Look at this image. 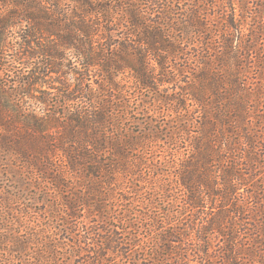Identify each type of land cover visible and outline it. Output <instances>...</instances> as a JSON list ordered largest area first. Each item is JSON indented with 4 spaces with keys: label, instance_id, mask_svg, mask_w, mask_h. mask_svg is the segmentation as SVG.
<instances>
[{
    "label": "trees",
    "instance_id": "trees-1",
    "mask_svg": "<svg viewBox=\"0 0 264 264\" xmlns=\"http://www.w3.org/2000/svg\"><path fill=\"white\" fill-rule=\"evenodd\" d=\"M216 1L0 0V68L11 71L0 74V92L44 108L37 117L0 98V147L35 171L42 160L56 170L61 167L65 181L52 169L46 172L48 184L59 193L62 211L49 206L56 214L77 217L73 212L80 208L99 212L97 206L115 174L133 175L146 164L113 131L119 128L118 115L105 94L113 97L121 91L119 76L132 75L142 93H158L164 84L173 89L174 94L160 96V101L171 113L165 143L180 142L178 148L184 149L176 185L186 192L190 209L207 203L213 207L195 221L185 208L150 214L146 228L159 242L151 244L156 255L145 264H209L201 257L210 254L209 248L201 245L211 247L213 241L216 259L211 264H248L249 259L241 262V248L251 241L237 245V239L251 229L255 239L263 236L264 184L256 183L264 178V49L259 44L264 34L245 18L252 10L248 3L239 5L236 14L231 0L229 11L223 3L224 9L216 11ZM12 29L23 34L18 35L19 49L10 50L5 43L6 30ZM106 33L124 37L101 41ZM38 85L45 91H38ZM150 140L156 144L155 137ZM162 185L163 193L155 195L169 197L168 183ZM19 186L21 190L23 184ZM47 216L49 224L61 219L55 213ZM34 236L37 233L17 236L14 252L30 250ZM88 236L84 242L89 253L101 258L100 251L107 250L130 263L126 256L135 245L130 249L120 232L103 229ZM46 244L35 253L53 255L57 247L48 249ZM34 264H48V256Z\"/></svg>",
    "mask_w": 264,
    "mask_h": 264
},
{
    "label": "rangeland",
    "instance_id": "rangeland-1",
    "mask_svg": "<svg viewBox=\"0 0 264 264\" xmlns=\"http://www.w3.org/2000/svg\"><path fill=\"white\" fill-rule=\"evenodd\" d=\"M229 2L234 4L236 11L239 9V5L248 3L249 9L252 10L244 15L245 18L248 23H254L252 28H256L258 31L262 29L261 32L264 34V0H231ZM221 3L226 6L227 11L230 10L228 0H218L215 3L218 5L216 11L224 9ZM236 14H239V11ZM114 34L106 33L108 36L102 38L101 41H105L104 39L107 42L110 39L113 42L120 41L124 37ZM18 35L23 34L18 33L15 29L6 30L5 43L10 50L19 49V44L22 40L18 38ZM254 35H256L255 32ZM261 38L259 44L263 45L261 48L264 49V35ZM130 39L136 41L138 38L130 37ZM7 68L8 66H2L0 74H11V71L6 72ZM155 71H158V69ZM119 79L121 91L116 90L113 97L105 94L111 109H114L112 113L118 115L115 121L119 123V128L115 127L113 131L116 134L117 130L120 138H124L123 145L125 144L129 151L133 147L131 153L136 156L135 158L142 159L143 163L146 164H142L139 168L137 166V172L133 170V175L126 174L125 177V175L115 174L116 178L112 181L110 180L111 176L108 175L106 181H111V185L106 188L105 196L100 200V206H97L99 212L80 208L73 212V215L77 217H68L61 213L56 214L54 210L49 208L50 204H55L58 208L57 210L62 211L61 203L58 200V190L53 187L54 185L48 184L49 174L46 173L48 170L51 172L52 169L54 171L53 174H57L60 181H65L67 177L63 175L61 167L56 170L55 167H49L44 160L38 161L36 163L40 166L38 171H41V173H39L33 170L28 162L21 161L15 154L6 151L4 147H0V264H16L20 260L34 264L36 260L44 259L47 256L48 264H87L89 262L92 263L94 259L101 260L98 264H108V262L114 261L117 264H125L124 260L119 258V255H112L107 250L100 251L99 254L102 259L100 256L88 252L84 237H87L88 233L92 234L95 230L102 232L103 229L115 230L118 234L120 232L123 242L130 243L129 248L131 245H135L132 248L133 250L130 251L131 254L128 253V256H126L130 260V263L126 262V264H145L149 257L156 255V252L151 249V244L159 242L158 235L149 232L146 228V218L150 214L159 216L165 212L179 211L185 208L187 215L195 221L213 207L210 203H207L199 210L190 209L185 205L186 192L179 189L176 185V180L178 179L175 175L177 167L179 168V155L183 156L184 149L178 148L180 142L173 143V146H168L165 143L171 133L168 126H165L168 122L170 123L171 113L166 112L165 103L160 101V96L165 98V95L174 94L173 89L158 82L162 85L158 87L160 92L150 91L142 93L141 90L136 89L137 86H135L132 75L125 72L119 76ZM261 82L264 83L263 81ZM257 86L259 87L260 85L257 84ZM38 91H45V87L38 85ZM10 93L8 92L5 95L0 92V98L7 101L13 109L19 108L25 114L34 112L37 117L43 116L44 108L41 104L12 96ZM116 106L118 107L116 108ZM107 108L109 109V107ZM188 109L195 110V107L189 105ZM149 137H155L156 144L152 143L151 140L148 141ZM261 153L263 152L257 151L256 154L259 155ZM139 155L145 157H140ZM262 175L256 174L260 178ZM254 176L255 174H252L251 177ZM74 177L75 175H73ZM147 181L155 182V184L151 187ZM164 181L166 184L168 183V190H171L172 193L169 197L158 198L161 195L155 194L163 193L164 184L162 185V182ZM19 182L23 184L21 190L19 189ZM69 182L71 183L70 179ZM250 182V185H252L254 180L251 179ZM262 183L264 184V178L257 181L256 185ZM62 185L64 186H60V188H65L66 184ZM24 187L27 190H24ZM79 189L77 188V190ZM246 190L248 188L244 189V192ZM251 190L252 188L249 189L250 192ZM48 212L55 213V217H58V215L61 217V219L59 217L60 220L50 223L53 226L49 227ZM101 216L107 219L106 222H101ZM253 219L254 216L252 217ZM180 230L182 231V229ZM262 230L263 236H256V239L252 229L250 233L248 232L249 236L246 235V237L237 239V245L251 241L249 246L241 248L243 259H245L241 262L249 259V261L247 260L248 264H261L262 261L259 258L264 261V255H262L264 252V227ZM237 231L235 229V233ZM34 233H37L38 236L33 237L30 250L24 253H15L13 249L15 238L17 236L28 237V235ZM75 236L77 237L75 238ZM196 239H198V236ZM259 242H263V246H260ZM215 243L217 241L209 243L211 247L201 245V249L208 247L210 254H203V256L199 255L197 257L201 256L211 264L216 259L212 250L213 247H216ZM44 244H46L44 247H48V249L55 245L57 247L55 248L56 252L53 255H38V253H35L41 247L40 245ZM164 253L166 254V252ZM19 258L21 259L18 261ZM189 259L193 258L190 257ZM52 260H54V263ZM144 260L145 262H143ZM192 264L194 263L192 262Z\"/></svg>",
    "mask_w": 264,
    "mask_h": 264
}]
</instances>
